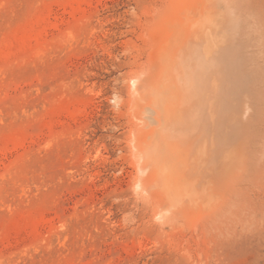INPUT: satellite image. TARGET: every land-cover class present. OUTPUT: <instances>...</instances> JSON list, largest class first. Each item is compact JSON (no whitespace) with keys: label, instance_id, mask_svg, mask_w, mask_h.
Wrapping results in <instances>:
<instances>
[{"label":"rangeland","instance_id":"rangeland-1","mask_svg":"<svg viewBox=\"0 0 264 264\" xmlns=\"http://www.w3.org/2000/svg\"><path fill=\"white\" fill-rule=\"evenodd\" d=\"M188 1L0 0V264H264V172L212 209L197 185L171 211L139 187L130 79ZM217 2L264 84V0Z\"/></svg>","mask_w":264,"mask_h":264},{"label":"bare ground","instance_id":"bare-ground-1","mask_svg":"<svg viewBox=\"0 0 264 264\" xmlns=\"http://www.w3.org/2000/svg\"><path fill=\"white\" fill-rule=\"evenodd\" d=\"M193 1L164 12L171 13L170 19L156 25L163 36L150 41L155 66L150 63L146 74L130 79V102L138 107L136 117L132 112L133 166L137 178L146 173L137 185L152 204L163 206L156 211H171L184 197L193 202V195L177 196L175 186L196 190V185L199 202L212 209L210 202L227 196L223 188L236 189L264 172V84L247 43L250 32L237 19L228 29L227 4L211 7L205 4L210 0ZM232 132L241 134L234 143Z\"/></svg>","mask_w":264,"mask_h":264}]
</instances>
